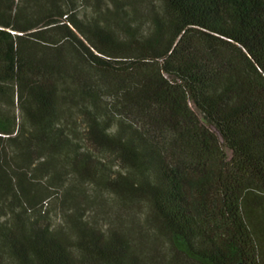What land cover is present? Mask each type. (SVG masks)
Listing matches in <instances>:
<instances>
[{
  "label": "trees",
  "instance_id": "obj_1",
  "mask_svg": "<svg viewBox=\"0 0 264 264\" xmlns=\"http://www.w3.org/2000/svg\"><path fill=\"white\" fill-rule=\"evenodd\" d=\"M90 1L0 0V254L152 264L81 179L145 197L168 264H264V0Z\"/></svg>",
  "mask_w": 264,
  "mask_h": 264
},
{
  "label": "rangeland",
  "instance_id": "obj_2",
  "mask_svg": "<svg viewBox=\"0 0 264 264\" xmlns=\"http://www.w3.org/2000/svg\"><path fill=\"white\" fill-rule=\"evenodd\" d=\"M155 4L158 0H154ZM138 8L143 13L151 11V3L148 0H138ZM106 2L102 3L105 8ZM82 12L96 13L92 0L82 6ZM80 13L82 14V12ZM83 181V182H82ZM77 180L76 186H83L84 194L80 195V201L87 210V215L93 217L100 225H117L129 230L132 241L138 242V230L141 229L144 235L141 236L144 243L143 249L147 257L153 258L152 264H168L171 250L168 247V239L159 234L157 222L151 216L148 200L141 196L138 198H126L99 186L90 180ZM79 184V185H78ZM46 212L54 223L64 221V211L58 201L53 197L45 204ZM263 225H261V228ZM261 233V231H259ZM259 233V234H260ZM0 264H15L6 254H0Z\"/></svg>",
  "mask_w": 264,
  "mask_h": 264
},
{
  "label": "water",
  "instance_id": "obj_3",
  "mask_svg": "<svg viewBox=\"0 0 264 264\" xmlns=\"http://www.w3.org/2000/svg\"><path fill=\"white\" fill-rule=\"evenodd\" d=\"M236 264H243V262L242 261H238V262H236Z\"/></svg>",
  "mask_w": 264,
  "mask_h": 264
}]
</instances>
